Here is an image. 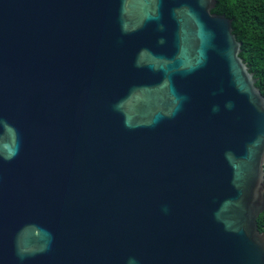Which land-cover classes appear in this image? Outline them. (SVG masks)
Returning <instances> with one entry per match:
<instances>
[{
  "label": "water",
  "instance_id": "obj_1",
  "mask_svg": "<svg viewBox=\"0 0 264 264\" xmlns=\"http://www.w3.org/2000/svg\"><path fill=\"white\" fill-rule=\"evenodd\" d=\"M217 0H0V264H264V95Z\"/></svg>",
  "mask_w": 264,
  "mask_h": 264
},
{
  "label": "trees",
  "instance_id": "obj_2",
  "mask_svg": "<svg viewBox=\"0 0 264 264\" xmlns=\"http://www.w3.org/2000/svg\"><path fill=\"white\" fill-rule=\"evenodd\" d=\"M212 12L232 19L233 33L242 42L241 57L254 72L264 95V0H217ZM264 231V212L258 217Z\"/></svg>",
  "mask_w": 264,
  "mask_h": 264
}]
</instances>
